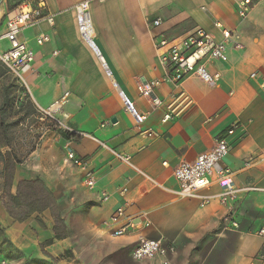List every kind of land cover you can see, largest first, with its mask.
Segmentation results:
<instances>
[{
	"label": "crops",
	"instance_id": "crops-1",
	"mask_svg": "<svg viewBox=\"0 0 264 264\" xmlns=\"http://www.w3.org/2000/svg\"><path fill=\"white\" fill-rule=\"evenodd\" d=\"M44 1L53 25L42 23L24 35L34 61L23 86L37 111L64 100L55 119L73 134L70 148L97 182L88 189L82 172L68 164L74 179L64 178L52 191L28 166L16 165L10 194H16L19 181L38 178L52 194V206L25 217L23 207L0 200V258L8 264H161L132 258L144 238L172 249L171 264H264V238L258 234L264 228V2L241 19L236 0H92L89 44L77 32L74 6L70 14L59 1L62 14ZM158 18L160 26L152 28ZM215 22L242 46L229 47L227 62L209 68L221 75L216 86L194 77L176 86L162 84L153 92L162 102L158 108L139 96V82L163 76L155 36L181 38L199 28L220 40ZM40 33L50 42L36 46L32 39ZM170 111L177 117L163 124ZM136 117L145 119L137 123ZM229 130L230 151L221 165L236 187L257 190L234 203L213 199L204 207L171 194L168 190L178 188L177 164L194 161ZM150 132L155 136L148 137ZM56 141L63 146L58 135ZM201 193L217 196L220 188L214 183ZM120 206L124 215L118 226H132L113 237L105 223ZM229 212L239 228L222 231L220 220Z\"/></svg>",
	"mask_w": 264,
	"mask_h": 264
},
{
	"label": "built area",
	"instance_id": "built-area-1",
	"mask_svg": "<svg viewBox=\"0 0 264 264\" xmlns=\"http://www.w3.org/2000/svg\"><path fill=\"white\" fill-rule=\"evenodd\" d=\"M262 2L264 0H236L235 9L238 17L241 19L247 18L253 7ZM90 3L91 0H80L73 7L77 32L83 41L89 44L93 36L89 15ZM42 23L53 25V16L47 11L44 0H28L19 6L12 15H9L6 11L5 0H0V64L22 84H24V75L31 71L34 61L33 50L29 46V39L24 36V33ZM160 24L161 20L158 18L152 20L149 25L152 28H157ZM214 26L220 30V40H216L199 28H195L181 38L173 39L163 33L155 36L154 47L157 53V65L163 71V76L160 79L139 82L137 85L139 96L151 99L153 108H158L162 105V102L153 97V92L162 84L176 86L184 79L194 77L208 86H216L221 79V75L216 71L211 72L209 68L215 64L227 62L229 47L234 50H241L242 46L236 42L231 32L222 28L219 23L215 22ZM32 40L36 46H43L50 42V37L48 34L40 33ZM256 76L257 74L253 73L250 78L255 79ZM63 102V99L57 100L49 107L39 109L38 113L41 117L52 120L60 127V123L55 119V116L61 113ZM127 109L132 112L130 105ZM176 117L177 114L170 111L163 115L161 122L166 124ZM63 118H66V116L63 115ZM144 119L145 117H136L137 123L142 122ZM207 121H212V118ZM146 134L148 137L155 136L151 132ZM232 134L233 130H229L226 135L218 136L215 139L213 148L198 155L194 161L179 162L173 169V177L178 183V188L168 191L178 198L198 200L200 207H204L213 199H218L223 205L234 203L242 193L257 190L236 187L229 170L221 165V161L229 154L228 137ZM70 146L71 140L64 141L62 148L65 154V162L82 172L84 185L88 189H93L97 182L95 174L89 171L88 163L85 160L75 156ZM214 183L220 188V193L217 196L201 193ZM157 186L159 185L157 184ZM159 187L166 190L162 186ZM118 193L122 197L125 195V190H120ZM107 198L106 194L102 195V200ZM123 215L124 207L120 206L116 208L109 221L105 223L112 226L111 235L113 237L123 236L127 228L132 226L131 224L118 226ZM145 226L148 227L149 224L146 223ZM220 228L222 231L237 230L239 225L235 217L229 212L222 216ZM258 234L264 238V228H260ZM172 251V249L163 248L158 240L140 238L132 250L131 256L136 261L157 259L161 264H171L167 254ZM0 264H8V262L0 258Z\"/></svg>",
	"mask_w": 264,
	"mask_h": 264
},
{
	"label": "rangeland",
	"instance_id": "rangeland-1",
	"mask_svg": "<svg viewBox=\"0 0 264 264\" xmlns=\"http://www.w3.org/2000/svg\"><path fill=\"white\" fill-rule=\"evenodd\" d=\"M28 0H5L6 11L12 15L15 10ZM59 1L65 3L66 11L73 13L71 7L80 0H46L51 6V12L59 9ZM73 4L68 6L69 2ZM92 1V0H91ZM102 2L103 0H93ZM64 6V5H63ZM74 19V18H73ZM64 19L63 22H69ZM75 21V20H74ZM29 31L24 35L28 36ZM25 88L9 71L0 64V107H4L0 121L6 126L7 147H0V156L10 152L18 166L26 169L28 166L35 176L39 174L53 191L60 186L61 180L74 179L71 167L63 161L64 150L56 141L59 126L50 119L41 117L37 109L28 99ZM2 163H0V200L6 201L10 193L9 187L3 188ZM4 192V194H3Z\"/></svg>",
	"mask_w": 264,
	"mask_h": 264
},
{
	"label": "trees",
	"instance_id": "trees-1",
	"mask_svg": "<svg viewBox=\"0 0 264 264\" xmlns=\"http://www.w3.org/2000/svg\"><path fill=\"white\" fill-rule=\"evenodd\" d=\"M4 107V105L0 107V115H2ZM6 130L7 126L2 121H0L1 148L8 146ZM57 135L64 141H69L73 137V134L64 131L60 128L57 130ZM0 163H2L1 175L3 180V188L5 189L6 187H9L10 189L13 183L14 170L17 162L10 154V152H6L5 154L0 156ZM8 199L16 207H23L25 209L24 216L26 217L33 213H40L45 209L50 208L52 206L53 196L50 191L45 187L44 183L40 179L36 178L32 181H19L17 184L16 194L11 195L9 193ZM57 223H59V219H57ZM54 231L55 236L57 235V237H59L60 235H58V233L56 232V228H53V232Z\"/></svg>",
	"mask_w": 264,
	"mask_h": 264
},
{
	"label": "water",
	"instance_id": "water-1",
	"mask_svg": "<svg viewBox=\"0 0 264 264\" xmlns=\"http://www.w3.org/2000/svg\"><path fill=\"white\" fill-rule=\"evenodd\" d=\"M112 122H114V120H112Z\"/></svg>",
	"mask_w": 264,
	"mask_h": 264
}]
</instances>
